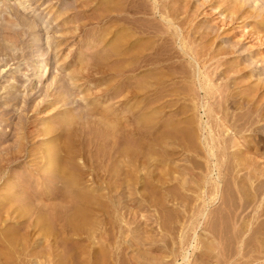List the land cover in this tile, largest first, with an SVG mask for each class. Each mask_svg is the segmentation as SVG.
I'll return each mask as SVG.
<instances>
[{"label": "rangeland", "instance_id": "rangeland-1", "mask_svg": "<svg viewBox=\"0 0 264 264\" xmlns=\"http://www.w3.org/2000/svg\"><path fill=\"white\" fill-rule=\"evenodd\" d=\"M234 2L0 0V264H264L263 20Z\"/></svg>", "mask_w": 264, "mask_h": 264}, {"label": "bare ground", "instance_id": "bare-ground-1", "mask_svg": "<svg viewBox=\"0 0 264 264\" xmlns=\"http://www.w3.org/2000/svg\"><path fill=\"white\" fill-rule=\"evenodd\" d=\"M234 1H236V3L234 2V7H233V13H238V14H242V15H248L249 17H251V16H254V15H258V17L259 16H261L262 17V20H263V25L262 26H260L261 27V30H263L264 29V12L261 10V11H258L259 13H256V12H254V11H250V10H248L247 12H246V10L244 9L246 6H248L247 5V3H248V1H250V0H248V1H243V0H241V3H242V1L244 2L243 3V5L241 4L240 5V2H239V4L237 3L239 0H234ZM260 1V0H259ZM261 3L262 4H264V0L263 1H261ZM260 5V4H259ZM232 7V6H231ZM248 9V8H247ZM254 10H256V9H254ZM227 11V10H226ZM227 17V16H226ZM233 18V17H232ZM242 18V17H241ZM243 19V18H242ZM232 20V19H231ZM260 25V24H259ZM258 25V26H259ZM256 27V26H255ZM258 30V29H257ZM264 31V30H263ZM251 32V31H250ZM257 34H259V33H261L262 34V31L260 32V30L258 31V32H256ZM264 33V32H263ZM257 36V35H256ZM263 38H264V35L263 36H258L257 37V39H259L261 42L263 41ZM38 67H40V64L38 65ZM38 67H37V69H38Z\"/></svg>", "mask_w": 264, "mask_h": 264}]
</instances>
